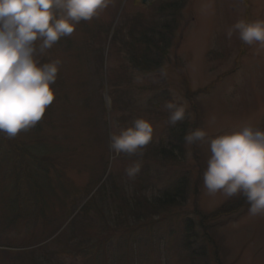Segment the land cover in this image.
<instances>
[{"label": "rangeland", "instance_id": "obj_1", "mask_svg": "<svg viewBox=\"0 0 264 264\" xmlns=\"http://www.w3.org/2000/svg\"><path fill=\"white\" fill-rule=\"evenodd\" d=\"M161 1L111 0L40 57L41 63L61 61L50 110L14 139L0 133V264H191L186 220L198 231L192 249L207 247L208 264H264V215L251 216L241 194L210 196L203 186L207 142L186 144L185 159L175 169L176 176L190 178L191 193L182 206L124 228L114 229L111 215L101 218V201L113 209L112 196L121 197V188L134 184L135 177L126 174L130 166H148L150 175L159 170L151 178L156 188L151 183L144 189L149 198L162 195L159 189L174 177L151 154L131 160L112 152V134L136 118L152 123V149L167 140L168 102L183 106L188 131L202 128L208 140L245 122L264 130V47L243 41L240 47L237 33L226 35L241 19L264 21V0H249V7L242 0H185L164 74L135 71L127 88V61L121 44L111 41L114 30L129 17H155ZM113 91L119 98L129 95L131 109H114ZM97 183L103 185L92 204L74 218ZM230 204L238 205L236 211ZM104 220L111 226L107 231ZM87 235L94 237L90 245Z\"/></svg>", "mask_w": 264, "mask_h": 264}, {"label": "clouds", "instance_id": "obj_2", "mask_svg": "<svg viewBox=\"0 0 264 264\" xmlns=\"http://www.w3.org/2000/svg\"><path fill=\"white\" fill-rule=\"evenodd\" d=\"M111 0H0V133L14 139L35 127L54 101L59 59L41 63L63 37H71L76 25L91 21ZM237 33L248 45L264 47V21L243 19L226 35ZM161 73L164 74L163 70ZM169 124L185 120V108L168 102ZM154 127L145 118L111 136L110 148L117 156H142L153 139ZM186 144H209L210 156L203 173V186L210 196H244L251 216L264 215V130L251 123L208 140V133L195 128L185 133ZM140 171L134 164L126 169L129 178Z\"/></svg>", "mask_w": 264, "mask_h": 264}, {"label": "trees", "instance_id": "obj_3", "mask_svg": "<svg viewBox=\"0 0 264 264\" xmlns=\"http://www.w3.org/2000/svg\"><path fill=\"white\" fill-rule=\"evenodd\" d=\"M183 2L184 0H162L159 2V5L154 8L153 13L155 17L147 18L141 16L132 17V19L130 17L127 20H123L119 27L116 28L111 41L115 44H117V42L120 43L121 51L124 52V57L127 62L122 66L124 71V76H122L123 82L127 88L130 87L129 82L131 74L135 71L143 75L154 77L160 76L162 74L161 70H165L172 47L173 37L178 26L179 8ZM157 9H161V11L157 12ZM99 56L100 59H102L101 54ZM98 65L99 68L102 67V60L98 62ZM53 89L55 91L58 89L57 82ZM112 93L111 101L114 109H116V106H119L120 109L124 110L131 109V97H129V95H122V97L119 98L115 95L117 94L116 91H113ZM161 96L163 98H169L166 91H163ZM49 110L50 109L47 108L45 113ZM187 124L188 123L185 120V122H178L175 126H172L169 124L168 120V131L166 132V137H168L165 143H162L153 149L152 147L149 148L147 145L142 149V156H128L126 154L131 160H134L135 158L142 159L151 154L152 161L158 165L160 164V167L164 170H173L174 177L170 176V179L168 180V183H170L166 188L159 189V191L162 192V195L149 198L148 195L144 193V189L147 190L150 188L151 183L152 189L156 188V185L152 182L151 178L157 177L159 175V170L156 168L154 174L150 175L148 174V166H145L140 169L139 173L135 176L133 185H126L124 188H121V197L116 195L115 198L112 196L111 200L113 201V204L111 205L114 206L113 209L109 208L106 210L107 205L104 202L107 200L104 202L101 201V206L105 207L104 211L106 212V216H101V218H106L108 220L109 215H111L113 217L112 226H114V229L129 227L138 222L140 223L151 218L160 217L174 208L182 206L183 203L187 201L191 193L190 178L187 173L179 176L175 175V169L181 167L182 160L185 159L186 155V143L184 142L183 137L189 129ZM97 184L99 185V183ZM102 185H100L95 192H92L91 197L82 206L74 218H76V216L78 217L79 214H82L81 212L87 208L89 202L91 203L93 200L91 198L98 190H100ZM127 187L129 190H126ZM196 189L199 193V185H195V190ZM116 192H118L117 189L115 194ZM118 194L120 195L119 192ZM232 208L236 211L238 205L236 207L232 206ZM100 215L101 214H99V216ZM214 217L215 214L212 218L214 219ZM107 220H104L102 223L104 224V226H102V231H107L111 227L105 224ZM208 220L212 221L210 218ZM203 229L205 230L206 228ZM185 230V241L189 247L188 256L191 260V264H208L207 247L205 248L204 246H201L197 249H192L194 244L195 246L197 245L199 238L198 231L195 229V226H192L191 220H186ZM89 231H91V229ZM73 233H76V231ZM71 237L72 236H70V238ZM93 240L94 237L87 235L85 243L90 245Z\"/></svg>", "mask_w": 264, "mask_h": 264}]
</instances>
